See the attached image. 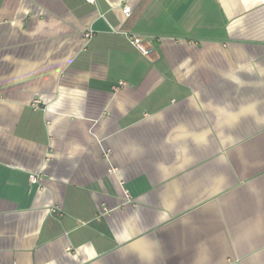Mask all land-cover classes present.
<instances>
[{"label":"crops","instance_id":"1","mask_svg":"<svg viewBox=\"0 0 264 264\" xmlns=\"http://www.w3.org/2000/svg\"><path fill=\"white\" fill-rule=\"evenodd\" d=\"M0 264H264V0H0Z\"/></svg>","mask_w":264,"mask_h":264},{"label":"built area","instance_id":"2","mask_svg":"<svg viewBox=\"0 0 264 264\" xmlns=\"http://www.w3.org/2000/svg\"><path fill=\"white\" fill-rule=\"evenodd\" d=\"M87 2L93 4L94 3V0H86ZM123 14H125L127 17L130 16L131 14V8L128 7V6H125L124 9H123ZM86 38L87 39H90L91 38V34L88 33L86 34ZM128 40H130V44L136 49V51L143 55V56H147V55H150L152 53V50L149 49V48H146L145 45H144V39L142 36H139V35H130ZM124 83L121 81L120 85H123ZM117 88H115L116 90ZM43 179H44V176L42 174H36V175H30V179H29V182H30V185L32 186H35V185H41V183L43 182ZM125 193V196H126V199L128 201L131 200V196H130V193L128 190H125L124 191Z\"/></svg>","mask_w":264,"mask_h":264}]
</instances>
